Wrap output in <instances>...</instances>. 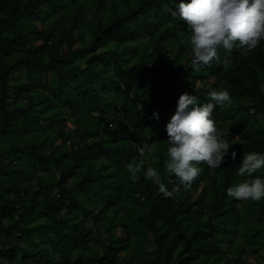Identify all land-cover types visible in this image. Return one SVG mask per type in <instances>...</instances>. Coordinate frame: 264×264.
Wrapping results in <instances>:
<instances>
[{
  "label": "trees",
  "instance_id": "16d2710c",
  "mask_svg": "<svg viewBox=\"0 0 264 264\" xmlns=\"http://www.w3.org/2000/svg\"><path fill=\"white\" fill-rule=\"evenodd\" d=\"M180 2L0 0V264H240L264 248V227L236 244L247 201L226 191L245 152L264 154V41L192 72ZM213 89L231 97L212 113L231 145L221 167L199 164L176 198L143 172L133 183L141 159L167 183L166 146L157 161L137 148L168 139L182 93L203 104Z\"/></svg>",
  "mask_w": 264,
  "mask_h": 264
},
{
  "label": "clouds",
  "instance_id": "9594fccd",
  "mask_svg": "<svg viewBox=\"0 0 264 264\" xmlns=\"http://www.w3.org/2000/svg\"><path fill=\"white\" fill-rule=\"evenodd\" d=\"M180 19L185 21L190 39L184 41L191 45L190 64L192 72H200L220 60V50L231 52L233 48L252 51L264 41V0H190L178 5ZM224 67L230 68L233 62L226 57ZM231 102L228 90H210L207 102L198 103L196 95L182 93L175 113L166 124L167 159L164 170L169 178L162 182L161 174L155 167L148 166L145 160L130 162L126 169L133 183L139 180V173L158 186L165 198H176L181 188H191L193 182L203 171L199 164H207L212 169L221 167L229 152L227 133L221 132L212 118L216 107ZM159 119L157 113H153ZM141 157L154 154L149 143L138 146ZM237 153L232 151V159ZM264 168V154L245 152L237 175L246 177L234 187L226 189L227 194L240 201H260L264 199V178L253 177ZM169 185L171 187H169Z\"/></svg>",
  "mask_w": 264,
  "mask_h": 264
},
{
  "label": "rangeland",
  "instance_id": "374dc122",
  "mask_svg": "<svg viewBox=\"0 0 264 264\" xmlns=\"http://www.w3.org/2000/svg\"><path fill=\"white\" fill-rule=\"evenodd\" d=\"M94 13H95V8H92L87 14L88 19H92L94 16ZM74 14H75V11H73L71 8H65V9H63L60 16L65 21V23L67 25H71L72 20L74 18ZM187 32H189V31L185 30V33H187ZM203 84H204V82L201 81L200 85H203ZM227 123L233 124L234 122L232 120H229ZM28 136H29L28 134H20L19 136H17V138L25 140ZM166 140L167 139H165L164 141H161V144L158 146H151L154 149V154H152L151 159L149 158L150 160H152V161L159 160V158H160L159 150H160V148L166 146ZM146 155H147V153H146ZM246 204H247V209H246L245 217L247 219V222L242 225V234L240 233V235H238V236L237 235L235 236V234H234V241L236 242V244L237 243L247 244L250 241V239H249L250 237L246 234L245 235L243 234L245 231L252 234L259 227H264V220L257 219L255 217L253 211H252V208H251V207H254L256 210H260V211L264 210V199L258 201L257 203H255L254 201L248 200ZM103 230L108 236V232L106 231V229H103ZM122 232H123V230H122L121 226L116 227V229H115L116 235L121 234ZM253 245H255V243H253ZM237 254L238 253H235V255H237ZM213 258L214 257L208 258L206 260V263L210 264L212 262ZM133 264H139V263H133ZM240 264H264V248L261 249L256 254L252 253V252H248L247 254H245V256L243 257V260L241 261Z\"/></svg>",
  "mask_w": 264,
  "mask_h": 264
},
{
  "label": "built area",
  "instance_id": "2783aa9c",
  "mask_svg": "<svg viewBox=\"0 0 264 264\" xmlns=\"http://www.w3.org/2000/svg\"><path fill=\"white\" fill-rule=\"evenodd\" d=\"M72 126V124H70Z\"/></svg>",
  "mask_w": 264,
  "mask_h": 264
}]
</instances>
